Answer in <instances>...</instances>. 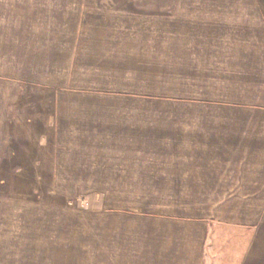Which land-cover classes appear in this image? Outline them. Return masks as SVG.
Segmentation results:
<instances>
[{
    "label": "crops",
    "instance_id": "obj_1",
    "mask_svg": "<svg viewBox=\"0 0 264 264\" xmlns=\"http://www.w3.org/2000/svg\"><path fill=\"white\" fill-rule=\"evenodd\" d=\"M29 86L66 183L0 184V264H264V0H0V170Z\"/></svg>",
    "mask_w": 264,
    "mask_h": 264
},
{
    "label": "rangeland",
    "instance_id": "obj_2",
    "mask_svg": "<svg viewBox=\"0 0 264 264\" xmlns=\"http://www.w3.org/2000/svg\"><path fill=\"white\" fill-rule=\"evenodd\" d=\"M26 89L28 92L19 106L12 111L13 122H18V125H15L9 150L0 170V184L28 186L64 184L66 178L54 175L53 160L57 148L53 129L48 126L49 123L44 125V121H48L47 116L53 111L54 90L45 86H29ZM41 188L37 190L43 191ZM46 195L55 196L54 193H35V196L41 198ZM138 197L139 200L147 199L146 194H138ZM67 200L73 203L74 207L86 208L89 207L88 202L97 203L98 194L76 193Z\"/></svg>",
    "mask_w": 264,
    "mask_h": 264
}]
</instances>
